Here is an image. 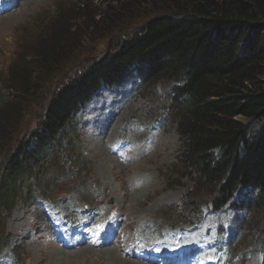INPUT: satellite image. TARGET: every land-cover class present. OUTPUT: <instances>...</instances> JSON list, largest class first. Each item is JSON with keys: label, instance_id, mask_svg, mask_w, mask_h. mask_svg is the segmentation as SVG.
<instances>
[{"label": "trees", "instance_id": "16d2710c", "mask_svg": "<svg viewBox=\"0 0 264 264\" xmlns=\"http://www.w3.org/2000/svg\"><path fill=\"white\" fill-rule=\"evenodd\" d=\"M105 1L79 2V16L55 33L63 40L51 39L48 53L38 49L0 92V153L12 148L0 164V226L32 173L63 172L46 180L45 190L61 177L82 175L88 165L75 144L77 114L104 88L134 80L147 92L170 93L158 105L178 123L179 178L194 184L181 223L243 195L234 205L248 213L241 231L255 224L253 247H264V0ZM96 40L109 44L103 57L83 68L78 62V75L52 90L35 128L14 143L24 110L18 104L42 92Z\"/></svg>", "mask_w": 264, "mask_h": 264}, {"label": "rangeland", "instance_id": "374dc122", "mask_svg": "<svg viewBox=\"0 0 264 264\" xmlns=\"http://www.w3.org/2000/svg\"><path fill=\"white\" fill-rule=\"evenodd\" d=\"M107 1L109 0L105 2ZM24 2V6L16 8L14 13L0 16V92L9 86V81L13 76L18 77L27 69V63L31 58L36 57L38 49L48 53L51 39L63 40L61 34V37L59 35L56 37L55 33L59 34L65 22L69 21L70 24L71 18L79 16L74 9L82 0H26ZM108 45L106 40L86 43L79 53L74 54V58L68 62L66 69L59 73L55 80L46 84L42 92L18 104L24 110L14 143L35 128L45 112L44 106L50 100L52 90L66 82L67 79L78 75L80 69L77 67L78 62H82L81 67L83 68L86 62L99 60L105 54ZM43 74L45 73L40 72L39 76H44ZM163 90L151 93L143 89L136 90L127 85L117 91L105 90L99 98L94 99L93 103L88 105V108L78 116L75 125L79 136L75 144L84 162L88 165L86 170L75 179L70 177L65 180L61 177L55 184H52L49 190H45V181L59 177L63 172L48 173V175L42 172L34 175L32 173L23 181L24 183L20 184L14 209L4 218L0 226V238H2L0 251L1 245L6 244L7 246L3 253L0 252V264H13L17 256L18 264H58L53 259L58 258L57 251H60V247L55 243H45L46 238L51 239L49 236H53V233L47 232L48 229H46L42 231V235L40 233V236H35L36 232H38L37 235L40 232L39 218L41 221L44 220L42 208L48 210L51 208L47 201L42 203L41 199L55 203L56 207L51 209L58 213L55 218L64 226H68L66 220L70 222L74 219L73 217L77 220L87 215L90 217L89 220L87 219L88 223L99 224L107 219L109 213H113L114 217L120 220V224H123V227L120 226L122 248L116 247L118 250L114 246L108 247L110 252L116 253L115 260L98 254L105 253L106 250L86 248L82 246L81 241H78L75 245L79 246L70 253L81 250L76 253L82 255L77 256L74 264H136L137 262L128 258L125 253L127 246L134 245L135 238H143L147 242L155 243L157 251L154 250L153 253H158L161 249L166 253L167 259L162 260L158 255L150 261V264H196L200 255L201 262L209 261L214 257L211 244L214 243L215 230H218L220 226L225 227L227 232L236 237L234 247L229 249L228 258L231 261L228 263L261 264L260 255L254 257L249 253L254 245L255 237H258L256 236L259 232L257 226L255 224L248 226L238 233V220L236 219L238 213L234 212L232 206L217 217L213 215L206 217L203 225L208 233L213 235L210 236L211 239L208 240L205 235H202L200 240H194V238V241H190L188 239L190 234L203 233L205 229L202 227L186 232L187 234L176 232L179 237L185 236L186 238H181L176 251L166 250L167 244L163 240L168 234L173 240L178 239L177 234L173 233L168 225H179L186 219L185 216H188L183 210V203L186 194L194 184L190 178H179L184 147L179 138L178 123L171 118L168 119L169 115L163 114L164 108L158 105L159 101L167 100L170 94L167 90ZM113 108L117 110L113 112ZM114 114L118 115L116 122L112 123H115V130H108L103 136L98 135V132L102 133L106 129L102 122L107 120L110 122ZM97 115H100L99 124L93 125L91 121L97 122L94 118ZM161 115L164 119L157 121V117ZM87 133H93L96 138L89 140L97 141L95 143H99L98 148L106 149V153L112 158L113 164L110 163V168L108 165L102 167L101 162L96 159L95 156L99 149L97 148L95 152L91 150V142L88 141ZM111 139L113 142L110 146ZM108 144L110 152L107 150ZM11 149L0 153V164L10 156ZM108 154H106L107 157ZM116 157L129 162L122 167ZM45 165L49 168L51 166L50 163ZM39 177L41 181L38 180ZM132 194H137V198L141 200L142 204L139 207L134 204L133 198L129 197ZM242 199L243 195L237 196L235 203ZM37 210L40 211L37 216L33 214L34 218L29 217ZM20 213H22V219L27 217L31 220L32 224L28 233L13 227L17 217L15 215ZM240 216L245 219L247 225L249 217H246L243 212ZM242 222L240 221L238 225H242ZM45 226L49 227L47 222ZM5 236L8 242L3 240ZM204 240L207 244L202 249L200 248L201 241ZM187 241L192 243L186 245ZM199 248L201 249L200 255H195L194 252H197ZM37 249H40V252ZM243 253H249L246 259L240 258ZM50 255L54 256L48 260ZM72 258L68 259L70 261H66L65 264H71Z\"/></svg>", "mask_w": 264, "mask_h": 264}, {"label": "bare ground", "instance_id": "6f19581e", "mask_svg": "<svg viewBox=\"0 0 264 264\" xmlns=\"http://www.w3.org/2000/svg\"><path fill=\"white\" fill-rule=\"evenodd\" d=\"M24 1H26V0H0V16H6V14L8 15V14H11V13H14L13 11H16L15 9L16 8H18V7H21L22 5L24 6V4L23 3H25ZM41 2V1H40ZM93 102H91L90 104H92ZM94 106V105H93ZM87 108H88V106H87ZM118 108V107H117ZM114 109V108H113ZM115 110H117V109H114V110H112L113 112L115 111ZM90 111V110H89ZM120 112V111H119ZM110 113H112L111 111H110ZM116 114H117V112H116ZM93 117V116H92ZM91 117V118H92ZM117 117H118V115H113V117H112V120L109 122L108 120L107 121H103L102 122V124L103 125H105V127H106V129H105V131H103L102 133L101 132H98L99 134L98 135H100V136H103V135H105V133L108 131V130H115V123L114 124H112L113 122H116V120H117ZM95 118V120H97V122H95V121H91V123L93 124V125H97V124H99V121H98V119L100 118V115H97L96 117H94ZM92 120H93V118H92ZM116 125H117V123H116ZM99 131H101V129H99ZM116 132V131H115ZM115 134V133H114ZM87 138H88V141H90L89 139L90 138H96L95 136H94V134L93 133H87ZM116 138H117V135H116ZM104 139V138H103ZM114 139V138H113ZM113 139H111V141L109 142V144H110V146H111V144H112V142H113ZM115 140V139H114ZM118 140V139H117ZM99 141V140H98ZM104 141V140H103ZM119 141V140H118ZM91 143V150H93L94 152L97 150V148H98V145H99V143H95V142H97V141H95V142H93V141H90ZM159 142V141H158ZM103 143V142H102ZM118 143V142H117ZM98 144V145H97ZM101 144V143H100ZM109 144H108V151L110 152V148H109ZM115 144V143H114ZM113 144V145H114ZM106 147V146H105ZM94 148V149H93ZM100 148H103V147H100ZM100 148H98L99 150H97V152H98V154L95 156L96 157V159L99 161V162H101V164H102V167H104V166H106V165H108L109 167L108 168H110L111 166H110V163H112V161H111V159L112 158H110L109 157V154L108 153H106V149H101L100 150ZM112 148V147H111ZM115 148V147H114ZM113 148V149H114ZM114 151V150H113ZM117 153V152H116ZM106 154H108V157L106 156ZM114 155V154H113ZM118 155V154H117ZM115 156V155H114ZM112 157V156H111ZM117 158V161H120L119 162V165L120 166H122V167H124V165H126V164H128V162H126V161H123V160H121V159H119L118 157H116ZM115 161V160H114ZM113 164V163H112ZM103 169V168H102ZM106 169V168H105ZM137 194H132V195H130L129 197H131V198H133L132 200H133V202H134V204L136 205V206H140V204H142L141 203V200L139 199V198H137V196H136ZM126 198V197H125ZM127 199V198H126ZM125 199V200H126ZM130 201V200H129ZM128 201V202H129ZM144 202V201H143ZM122 203V202H121ZM42 211V210H41ZM40 212V211H39ZM39 212H38V210L37 211H34L33 213H31V215H29V217H32V218H34L32 215L33 214H35L36 216L39 214ZM25 213V212H24ZM21 214L22 213H20L19 215H15V216H17L16 217V220H15V223L13 224V227H14V229H17V230H19V231H23L24 233H28V231L30 230V225L32 224L30 221V219L29 218H27V217H23V219L21 218ZM26 214H27V212H26ZM42 214H43V218H44V220H40V218H39V223H40V225H38V229L40 230V232H39V235H37L38 234V232H36V235L35 236H40V233H41V235H42V231H44V230H46V229H48L47 230V232H49V233H53L52 235L53 236H49V237H51V239H47L46 238V242L45 243H51V244H53V243H55V244H57L59 247H60V251H57L58 252V258H56V259H53L54 261H55V263H57L58 262V264H65V262L66 261H70V260H68V259H71L72 257V260H71V264H74L75 262H76V260H77V256L78 255H82V254H77L76 252H81V250L79 251H74L75 253H73V252H71L70 253V251L71 250H73V249H76L79 245H75V243H78V241H81L82 242V246H85L86 248H89V247H93V248H95V249H97V250H106L105 251V253L103 252V253H98V254H100V255H103L104 256V258H110V260H115V258H116V253H114L113 251L112 252H110V249L108 248L109 246H114L115 248L116 247H118V248H122V244H121V242H120V239L116 236V237H113L112 235H110V231L109 230H107L106 231V233H105V236H98V235H95L94 236V240L91 242V243H89V244H87V243H85V241H83L82 240V237L81 236H77L73 231H68L67 229H65V228H63V227H61V226H59V225H57L54 221H53V219H52V215L51 214H48V213H43L42 212ZM40 217V216H39ZM36 221H37V219H36ZM140 221H142V220H140ZM35 222V221H34ZM48 223V226L49 227H47V226H45V223ZM38 224V223H37ZM35 226H36V224H35ZM120 226H122L123 227V224L121 223V224H119L118 226H116V227H114V232L116 233V234H118V232H119V229H120ZM72 234H73V236H72ZM199 236V234H196V236ZM74 236H76V237H74ZM107 236V237H106ZM196 236L194 235H191L190 237H189V240L190 241H192L194 238H196ZM106 238L108 239L109 238V241H108V243H103L105 240H106ZM189 243H191V242H189ZM81 246V247H82ZM80 247V248H81ZM104 248V249H103ZM105 248H108V249H105ZM118 248H116V249H118ZM92 249V248H91ZM166 249H167V251H170L171 250V248L168 246V247H166ZM37 250H39V252H40V249H37ZM119 250V249H118ZM128 249H126V251H127ZM66 251V252H65ZM83 251H84V249H83ZM122 251V250H121ZM49 252V251H48ZM56 252V253H57ZM67 252H69V253H67ZM85 252V251H84ZM129 252L133 255V254H135V251L133 250V249H131V250H129ZM54 253V252H53ZM97 253V252H96ZM48 255V254H47ZM54 256V255H53ZM53 256H48V260L49 259H52V257ZM145 256H146V254H144L141 258H134L133 256H131V257H129V256H127L128 258H132L133 260H135L136 262H133V263H136V264H138L139 262L141 263V264H148V263H150L149 262V259H145ZM119 257V256H118ZM55 258V257H54ZM101 263V262H100ZM106 264V263H105Z\"/></svg>", "mask_w": 264, "mask_h": 264}]
</instances>
